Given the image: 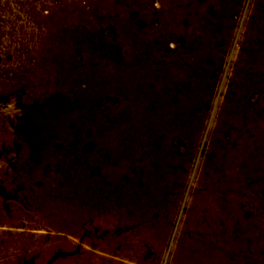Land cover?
<instances>
[{
    "label": "rangeland",
    "instance_id": "rangeland-1",
    "mask_svg": "<svg viewBox=\"0 0 264 264\" xmlns=\"http://www.w3.org/2000/svg\"><path fill=\"white\" fill-rule=\"evenodd\" d=\"M0 264H264V0H0Z\"/></svg>",
    "mask_w": 264,
    "mask_h": 264
}]
</instances>
